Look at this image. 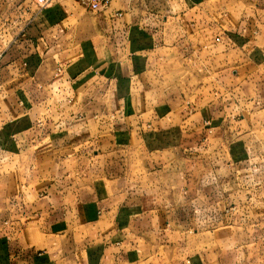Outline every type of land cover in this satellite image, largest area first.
Returning a JSON list of instances; mask_svg holds the SVG:
<instances>
[{
  "label": "crops",
  "instance_id": "obj_1",
  "mask_svg": "<svg viewBox=\"0 0 264 264\" xmlns=\"http://www.w3.org/2000/svg\"><path fill=\"white\" fill-rule=\"evenodd\" d=\"M71 2L0 0V264H261L264 150L232 142L264 131V0H109L79 45ZM174 59L197 94L151 84Z\"/></svg>",
  "mask_w": 264,
  "mask_h": 264
},
{
  "label": "rangeland",
  "instance_id": "obj_2",
  "mask_svg": "<svg viewBox=\"0 0 264 264\" xmlns=\"http://www.w3.org/2000/svg\"><path fill=\"white\" fill-rule=\"evenodd\" d=\"M70 4H76V3L71 2ZM76 5L79 8L78 10H81V12L77 10V16L79 14L81 16L77 18L78 20L77 26H76L77 27L76 28V32H77L76 39L77 40L74 38V34L68 35L66 37V40L68 41V39H71V40L75 39L76 43L79 45V43H81L80 41H83V42L86 41L84 38L79 39L83 35L85 36V33H86V29L83 27V25H87L90 28V24H92L91 22L96 21L97 18L94 17L95 13L91 11L89 7L85 9L82 6H79L78 4ZM93 31H95V26L93 27ZM82 46H83V43H82ZM229 61H230L229 63H232V57H230ZM89 62L93 64L95 60H90ZM216 62L219 63L221 68L228 65L227 61L224 60L223 58H219ZM152 74L153 76H156V77L153 79V81H151V84L154 83L155 85H159V87L164 88V91H166L167 93L166 94L167 97L171 96L170 94H168L169 92L171 91L175 92V90H177L178 92L180 91L184 92L186 90H189V92L192 91L193 94H197L199 92L198 86L203 85L204 82H206L209 79L208 77H205L201 68H199V66H197L195 62H193V60H190L187 63L185 61H179L175 59L166 61L162 66H160L158 71L153 72ZM143 79H144V83L149 84L147 82L151 80V76L149 77L148 75H145ZM221 79L223 82H226V81L229 82L228 76L221 77ZM192 93L188 95L190 100L195 99V97L190 96L192 95ZM162 94H159V95L161 96ZM159 95L157 98H155L156 103L159 100H161ZM163 104L164 103H162L160 108L156 110L157 112H155L154 110H152V112L156 114L157 119L159 118L163 119L162 123L164 124L162 125H163V128H166L168 124L167 121H169L168 119L170 117L171 118L173 117V114H171L168 110H166ZM242 108H245V106H243ZM242 112L246 115V117H249V118L251 117L257 124L259 121H262V120L264 121V111L257 110L253 112L251 110V113L246 112V111H242ZM165 117H168V118H165ZM247 122L248 121L246 119H243L241 123L239 124V127L242 129L243 132H246V131L249 132L248 136L240 140L232 142V145L236 147L235 155L237 157H240L241 155H249V154L251 155L254 153L260 154L264 150V131L258 128V126H255L252 129H250L249 124ZM127 166H128V169L126 171V176L128 177L129 176L136 177V175H139V173L144 170L143 160L140 157L130 156ZM105 178H102L101 176H94V179H93L94 183L98 184L99 190L100 192H102V195L104 196L108 195L109 193L113 191L111 183L108 182ZM158 207H162V206H158ZM199 240H200L199 246L207 245V246L213 247L214 237L212 235L204 234L200 237ZM261 264H264V261L261 262Z\"/></svg>",
  "mask_w": 264,
  "mask_h": 264
},
{
  "label": "built area",
  "instance_id": "obj_3",
  "mask_svg": "<svg viewBox=\"0 0 264 264\" xmlns=\"http://www.w3.org/2000/svg\"><path fill=\"white\" fill-rule=\"evenodd\" d=\"M35 1L40 5H46L55 0H35ZM81 3L84 6L89 7L91 10L95 11V10H99L105 7L109 3V0H81ZM0 57H1V54H0Z\"/></svg>",
  "mask_w": 264,
  "mask_h": 264
}]
</instances>
